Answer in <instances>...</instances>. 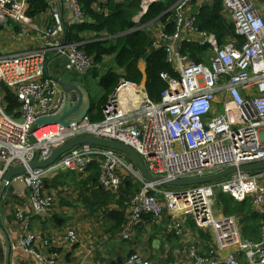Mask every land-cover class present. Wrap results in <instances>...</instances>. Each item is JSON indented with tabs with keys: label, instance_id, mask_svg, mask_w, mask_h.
<instances>
[{
	"label": "built area",
	"instance_id": "built-area-1",
	"mask_svg": "<svg viewBox=\"0 0 264 264\" xmlns=\"http://www.w3.org/2000/svg\"><path fill=\"white\" fill-rule=\"evenodd\" d=\"M31 1L0 0V33L41 42L38 49L14 52H5L0 46V85L14 91L21 104V118L10 117L0 95V184L11 168L25 165L29 169L11 184L17 194L20 186L29 191L27 203L14 208L20 234L12 242V252L28 254L39 264H58L60 242L82 243V235L74 229L48 237L34 228L33 220H51L57 202L55 192H45L46 178L61 171L85 173L94 160H102L99 184L105 190L118 192L125 175L142 183L141 191L128 202L130 220L116 241L118 237L131 239L132 228L139 226L144 215H152L154 224H159L167 210L169 230L184 237L192 218L198 230L212 235L214 245L200 254L192 244L186 255L164 264H264V223L261 240L252 241L242 235L239 220L226 216L217 206V194L223 192L237 202L252 199L255 212L264 216V170L239 172L179 191L165 189L172 180L264 161V9L261 11L253 0H222L236 34L245 42L220 45L215 34L197 27L196 12L191 10L194 0H176L167 11L174 32L158 31L153 43L154 48L166 51L167 63L179 75L175 79L161 74L168 87L160 102L150 99L145 80L133 84L122 79L103 108L102 121L92 122L87 117L69 126L52 124L32 131L38 119L56 115L64 103L59 82L46 75L47 54L66 56V71L73 74L87 73L95 61L82 52V43L65 39L67 25L82 18L80 0H47L50 17L41 26L28 16ZM159 1L143 0L134 21L139 23ZM17 27L21 32H16ZM183 43L203 48L202 62L183 52ZM76 100L73 97L72 103ZM81 136L131 146L159 180H146L134 163L117 151L92 145L74 148L46 169L29 168L37 151L39 161L46 160L54 150ZM126 264L157 263L138 253Z\"/></svg>",
	"mask_w": 264,
	"mask_h": 264
},
{
	"label": "trees",
	"instance_id": "trees-1",
	"mask_svg": "<svg viewBox=\"0 0 264 264\" xmlns=\"http://www.w3.org/2000/svg\"><path fill=\"white\" fill-rule=\"evenodd\" d=\"M142 2L143 0H119L118 2L80 0L82 18L74 24L67 25L66 41L82 43L80 46L82 52L95 61V66L91 70L85 74H74V78L71 79L84 83L89 91L88 83L91 80L100 81L102 97L96 100L91 95L92 108L89 118L92 122L104 119L103 108L114 95L122 79L133 84H140L145 79L150 99L160 102L162 93L168 87L161 74L167 73L171 78H179V75L167 63L166 51L163 48L153 47L158 31L166 30L173 33L175 30V25L169 21L171 15L167 11L176 0L156 2L144 14L140 22L136 23L134 18L140 11ZM255 4L262 11L264 0H255ZM192 9L196 12L197 27L202 31L215 34L220 45H226L232 41L244 44L245 39L236 34L235 25L227 18V11L222 0H194ZM49 12L50 3L47 0H32L27 13L31 19H38ZM136 28L139 30L134 31ZM2 29L3 26L0 25V31ZM15 30L19 33L21 27ZM183 52L188 53L194 61L202 62L205 51L198 45L183 43ZM141 62L146 64L145 74L142 73L145 68ZM0 88L5 112L10 117L20 119L21 104L17 95L5 84H1ZM126 160L133 163L131 159ZM101 174L102 160H94L85 173L61 171L55 176H49L52 178L45 179V192L49 194L55 192L57 195L51 221L58 231L70 225L71 222L76 223L78 214L84 217V213L87 212L97 218L104 214L106 237L109 243L116 242V236L124 230L130 220L128 202L131 196L141 191L142 183H138L132 176L125 175L120 190L110 192L100 186ZM168 188L169 186H165V189ZM69 195H77V197L75 200H69ZM217 200V206L223 214L239 220L241 232L245 238L256 242L261 240L260 230L264 223V216L255 212L252 199L237 202L230 195L219 192ZM21 205H24V201L20 200L10 187L0 207L1 223L7 232L10 227L7 223L12 226L14 221L17 222L14 208ZM65 207L69 209V212H65ZM161 218L159 224H154L152 215H144L142 224L132 228V238L122 240L120 244L119 251H123L124 246H128V251L124 250L125 254H119L108 264H126L132 255L139 253V239L144 234H148V247L152 251L149 259L157 264L177 261L179 257L188 253L192 244L198 247L200 254L212 249L214 245L212 235L198 230L192 219L189 220V228L188 226L186 228L190 230L188 231L190 235L188 236L186 231L184 237H181L168 229L171 218L168 211L164 210ZM43 224L48 225L46 222ZM190 236L191 241H188ZM156 239L160 241L158 250L153 246ZM114 251H116L115 248ZM3 261L4 247L1 240L0 264H3Z\"/></svg>",
	"mask_w": 264,
	"mask_h": 264
},
{
	"label": "water",
	"instance_id": "water-1",
	"mask_svg": "<svg viewBox=\"0 0 264 264\" xmlns=\"http://www.w3.org/2000/svg\"><path fill=\"white\" fill-rule=\"evenodd\" d=\"M60 56V54H58ZM49 62L46 63V75L51 80H56L59 82L63 93H64V103L61 110L53 116L44 117L38 119L32 131L36 130L39 127L48 126L52 124H61L64 126H69L72 123H79L85 118L89 117L91 108H92V99L91 93L87 89L84 83L75 80L64 81L55 76H53L49 71ZM73 97H76L77 100L75 104L72 103ZM33 140V139H32ZM81 145H92L104 149H112L120 153L122 156L128 157L132 160L134 165L140 171L142 176L150 181L157 182L159 179L152 175L143 158L129 145L107 138H99L95 136H81L74 138L64 144L63 146L57 148L52 152V154L43 161H39L40 151H37L35 158L29 164V168L32 170L35 169H46L57 162L63 155L69 153L74 148ZM28 167L25 165L15 166L11 168L3 177V180L0 184V207L5 198V195L10 188L12 182L20 177L25 175L28 172ZM264 170V161L259 163H254L250 165H244L239 168L231 167L220 172L202 176V177H192L185 179H177L169 181L165 186L169 187H195L199 185L213 183L219 180H223L237 173H250V172H259ZM0 238L4 247V261L3 264H12V243L10 236L7 230L1 223L0 219ZM154 244H159L158 240L154 241Z\"/></svg>",
	"mask_w": 264,
	"mask_h": 264
},
{
	"label": "crops",
	"instance_id": "crops-1",
	"mask_svg": "<svg viewBox=\"0 0 264 264\" xmlns=\"http://www.w3.org/2000/svg\"><path fill=\"white\" fill-rule=\"evenodd\" d=\"M51 9V8H50ZM50 17V12L45 15H41L38 19H34L33 21H39L40 24L42 25L44 22H46V18ZM3 30V29H2ZM4 35V36H2ZM0 36L6 37L4 42L2 41L0 37V46L1 44H4L6 47V50L3 49L5 52H14V51H23V50H32V49H38L41 47V42L38 41V38H35L34 40L29 39V38H22L19 39L18 36L16 38H13L11 34L9 33H0ZM66 39V36H65ZM19 40V41H16ZM11 42H16L14 45H11ZM2 47V46H1ZM48 59L53 62L56 60H59L61 57L58 56L57 54L53 52H49L47 54ZM144 65V68L146 70V64L145 62H141ZM140 66V65H139ZM56 174H53L52 176H55ZM15 187V186H14ZM13 189V193L20 199L24 201V204L27 203L28 201V196H29V191L25 190L23 186H20L21 193L17 194L16 190ZM51 220H43V219H38L35 218L33 220L34 226L36 227L37 230L41 231L42 233L46 234L48 237H59L61 233H63L66 228H71L74 229L80 233L81 231L78 230L79 226V219L77 217L76 223L71 222L70 225L64 226L62 230L58 231L56 225L52 224ZM43 222H46L48 225H44ZM8 226V232L10 234V238L12 242H16L18 239V236L20 234V224L16 221H14V225H9ZM83 234V233H82ZM104 234V232H103ZM84 235V239L82 240L81 244L76 245H67L64 244L63 242H60L61 244L58 247V254H59V259H58V264H108L111 260H114L117 258L119 254H124L123 251L120 250V244L122 242L121 239H117L115 243H109V240L107 239L106 236L101 237L98 235L99 239L107 242L108 244L111 245L109 249L108 255L106 256L104 253L100 252L99 250H96L94 246L91 245L90 243V238H93L94 235L91 237L87 236L86 234ZM157 250L160 248L159 244H154L153 245ZM116 251H114V248ZM139 253L143 254L148 258L149 256L152 255L151 249L148 247V234H144L142 237L139 239V245H138ZM112 250V252H110ZM107 251V249H106ZM184 254V253H183ZM12 261L15 264H39L32 256L28 254H24L22 252H15L12 255Z\"/></svg>",
	"mask_w": 264,
	"mask_h": 264
},
{
	"label": "rangeland",
	"instance_id": "rangeland-1",
	"mask_svg": "<svg viewBox=\"0 0 264 264\" xmlns=\"http://www.w3.org/2000/svg\"><path fill=\"white\" fill-rule=\"evenodd\" d=\"M253 1L255 2V0H253ZM263 9H264V6H263ZM227 14H228L227 18L230 19V15H229L228 11H227ZM34 23L38 24L39 26H41L39 21H35ZM2 36H4V35H2ZM2 36H0V37H1L2 41L4 42L6 37H2ZM16 41H19V40H16ZM15 43L16 42H11L10 44L14 45ZM1 46H2L1 47L2 50L3 49L6 50V47L4 46V44H1ZM66 65H67V57L66 56H62L59 60H56V61H53V62L50 61L48 67H49L50 73L53 76H55V77H57V78H59L61 80H64V81H68V80H71L72 78H74V74L71 73V72L66 71ZM88 84H89V89H90L91 95L96 100H99L102 97V90H101V87H100V81H92L91 80ZM126 159H130V158L126 157ZM129 163H131V162H129ZM49 178H52V177H49ZM69 183L71 184L70 181H69ZM184 189H189V187H169L168 188V190H171V191H179V190H184ZM71 190H72V188H71ZM69 196H70L69 200H75L76 197H77V195H75V196L69 195ZM64 209H65L66 213L69 212V209L67 207H65ZM84 215H85L84 217L82 215H79V214L77 215L78 219H79V226L77 227L78 230L81 231L83 234H86L89 237L94 235L93 238H90L91 245L94 246V248L96 250H99L100 252L104 253L107 256L108 255L107 252H109L108 248H110L111 245L108 244L107 242H104V241L100 240L99 237H98V235H100L101 237L106 236V232H105V228L106 227H105V222H104L105 221L104 220V214L103 215H99L98 218H97V216L91 215L90 213L88 214L87 212H85ZM191 219L189 218V220H191ZM188 223H189V221H188ZM187 226L189 228V224H187ZM188 231H190V230L187 229V235L189 236L190 233H188ZM103 232H104V234H103ZM82 233H80V234L82 235V237L84 239V235ZM159 245H160V241H159ZM0 248H1V238H0ZM106 249H107V251H106ZM124 250L127 252L128 251V246H124ZM125 251H124V254H125ZM110 252H112V250ZM147 257H148V255H147Z\"/></svg>",
	"mask_w": 264,
	"mask_h": 264
},
{
	"label": "clouds",
	"instance_id": "clouds-1",
	"mask_svg": "<svg viewBox=\"0 0 264 264\" xmlns=\"http://www.w3.org/2000/svg\"><path fill=\"white\" fill-rule=\"evenodd\" d=\"M135 17H136V16H135ZM57 55H58V54H57ZM60 57H62V56L60 55ZM47 58H48V57H47ZM140 70H141V69H140ZM141 71H142V70H141ZM145 71H146V70L144 69V70L142 71V73L145 74ZM144 80H145V79H144ZM145 83H146V82H145ZM117 88H118V87H117ZM115 92H116V91H115ZM124 157H125V156H124ZM10 187H11V186H10ZM17 222H18V221H17ZM34 228H36V227L34 226ZM8 234H9V233H8ZM18 238H19V236H18ZM10 239H11V238H10ZM17 240H18V239H17ZM11 243H12V241H11ZM12 255H13V254H12Z\"/></svg>",
	"mask_w": 264,
	"mask_h": 264
},
{
	"label": "bare ground",
	"instance_id": "bare-ground-1",
	"mask_svg": "<svg viewBox=\"0 0 264 264\" xmlns=\"http://www.w3.org/2000/svg\"><path fill=\"white\" fill-rule=\"evenodd\" d=\"M137 168V167H136ZM128 176V175H127ZM139 183V182H138ZM167 211V210H166ZM161 219H163V218H161ZM142 224V223H141Z\"/></svg>",
	"mask_w": 264,
	"mask_h": 264
}]
</instances>
